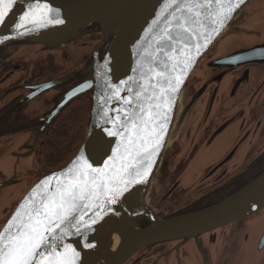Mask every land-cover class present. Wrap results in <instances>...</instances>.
Instances as JSON below:
<instances>
[{
    "label": "flooded vegetation",
    "instance_id": "af4514ba",
    "mask_svg": "<svg viewBox=\"0 0 264 264\" xmlns=\"http://www.w3.org/2000/svg\"><path fill=\"white\" fill-rule=\"evenodd\" d=\"M264 9L250 0L203 56L197 72L225 39L259 37L247 20ZM44 53L23 52V41L0 46V226L20 196L78 151L92 109V91H81L92 63L108 46L98 25ZM193 76L185 86L171 135L146 202L160 219L214 206L264 171V60L234 70L223 83ZM196 98L195 100H193ZM149 222L140 217L135 227ZM123 264H264V210L210 234L154 244Z\"/></svg>",
    "mask_w": 264,
    "mask_h": 264
},
{
    "label": "water",
    "instance_id": "95a60500",
    "mask_svg": "<svg viewBox=\"0 0 264 264\" xmlns=\"http://www.w3.org/2000/svg\"><path fill=\"white\" fill-rule=\"evenodd\" d=\"M249 1L221 0L222 5L227 6L229 3L234 5L233 11L222 26L213 24L209 15L218 7L216 0H212L211 8L199 9L201 12L199 19L204 25L201 31H204L205 35L210 34L211 40L205 44L204 38L200 35L186 39L190 46L199 43L202 47L198 54L194 47L191 48L193 63L184 72L178 92L168 94L172 106L167 112L169 119L161 145L153 157L151 171L145 182L136 184L130 196L126 194L118 204L112 205L114 211L106 213L91 230L82 229L81 234L64 238L63 244L71 245L80 253L77 264H123L134 253L148 246L215 233L223 227H229L264 210V171L218 204L187 215L160 219L146 202L169 139L181 124L178 109L188 81L196 74L200 75L203 79V83L198 87L197 95H200L208 84L223 83L237 68L264 60L263 9L249 18L246 24L247 30L258 31L261 34L259 37L246 35L228 37L219 47L217 54L204 65V69L197 72V66L203 56L228 30L237 18L238 12ZM35 2L36 0H16L4 23L0 24V46L23 41V52L44 53L76 41L85 34L87 26L96 24L100 29L99 44L107 45L108 50L101 61L96 59L92 63L89 76L79 88L81 91H92V109L85 137L78 151L62 168L47 174L20 196L10 216L0 226V231L5 229L8 221L26 199L29 197L34 200L40 199L42 195L40 191H37L36 196H32L37 185L47 177L70 167L78 156L82 155L93 167L104 166L120 142L119 136L107 134L105 129H116L113 123L105 121L109 117L123 115L120 110L130 107L124 100L129 97L135 100V92L140 90L139 86L159 83L167 87L166 81L161 78L154 77L151 80L147 78L152 75L148 72L149 68L165 71L161 61H166L167 58L162 53L150 55L160 46L158 42L160 29L173 15H189L187 9L183 8L185 4H202L205 0H40L53 9L50 16L53 22H45L42 26L29 24L18 29L17 24L28 11V5ZM236 4L239 6L236 7ZM177 5L181 6L182 11H177ZM57 10L58 18L62 19L63 23L54 22ZM196 27L193 25V28ZM213 28L216 31L213 32ZM185 35L187 37V34ZM124 81L127 83H122ZM115 87L121 89L119 97L111 95ZM129 87H132V92L127 91ZM153 91L158 93L159 88H148L144 95L149 96ZM105 112L108 114L107 117ZM54 185L55 180L49 186V191ZM91 216L92 212L88 211L84 218L87 221ZM140 217L146 218L149 225L135 227L134 222ZM86 244H92L94 247H85Z\"/></svg>",
    "mask_w": 264,
    "mask_h": 264
},
{
    "label": "snow or ice",
    "instance_id": "6c2138e0",
    "mask_svg": "<svg viewBox=\"0 0 264 264\" xmlns=\"http://www.w3.org/2000/svg\"><path fill=\"white\" fill-rule=\"evenodd\" d=\"M15 3L16 0H0V24L4 23ZM216 3L218 7L209 15L213 24L222 26L234 5H222L221 0H216ZM211 7L212 0H205L202 4H185L183 8L187 9L189 15H173L160 29V46L150 55L162 53L167 58L161 61L165 71L149 68L148 72L152 75L147 78H161L166 81L167 87L159 83L139 86L135 100L131 97L124 100L130 107L120 110L123 115L109 117L105 121L113 123L116 129H105L107 134L119 136L120 142L102 168L93 167L81 155L70 167L37 185L32 196L40 191V199H26L5 229L0 231V264H77L80 253L71 245L63 244L64 238L79 235L82 229L91 230L106 213L114 211L112 205L118 204L126 194L130 196L136 184L146 181L169 119L167 112L172 106V100L168 94L178 92L184 72L193 63L191 48L194 47L198 54L202 47L199 43L190 46L186 39L200 35L205 44L211 40L210 34L205 35L201 31L204 25L199 19V9ZM177 11H182L181 6L177 5ZM52 12L53 9L47 3L36 0L28 5V11L20 18L17 28L29 24L42 26L45 22L52 23ZM54 22H64L58 18V10ZM193 25L197 27L193 28ZM122 83L126 84L127 81ZM157 87L158 93L153 91L149 96L144 95L148 88ZM120 91L119 87H115L111 95L119 97ZM127 91L132 92V87L127 88ZM105 116H108L107 112ZM53 180L55 185L49 191ZM88 211L92 212V216L86 221L84 217ZM85 247L91 248L94 245L86 244Z\"/></svg>",
    "mask_w": 264,
    "mask_h": 264
},
{
    "label": "built area",
    "instance_id": "2783aa9c",
    "mask_svg": "<svg viewBox=\"0 0 264 264\" xmlns=\"http://www.w3.org/2000/svg\"><path fill=\"white\" fill-rule=\"evenodd\" d=\"M25 1H27V0H25Z\"/></svg>",
    "mask_w": 264,
    "mask_h": 264
}]
</instances>
